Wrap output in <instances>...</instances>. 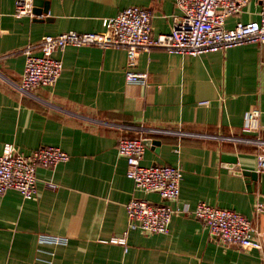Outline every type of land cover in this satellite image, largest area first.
Masks as SVG:
<instances>
[{"label":"crops","instance_id":"crops-1","mask_svg":"<svg viewBox=\"0 0 264 264\" xmlns=\"http://www.w3.org/2000/svg\"><path fill=\"white\" fill-rule=\"evenodd\" d=\"M46 16L17 17L15 0H0V152L56 146L70 158L38 168L37 194L0 195V264H264V45L248 43L200 56L161 47L142 51L130 66L122 48L66 47L53 87L18 89L25 66L20 51L45 35L101 31L102 22L129 6L152 12V34H169L177 0H39ZM45 9H47L45 11ZM251 0L238 20H257ZM128 71L148 73V84L128 83ZM209 101L201 105V101ZM259 127L243 130L248 111ZM145 141L142 164L181 168L180 196L168 234L128 229L127 203L156 193L135 189L118 154L121 139ZM243 139H260L249 143ZM200 202L238 211L259 234L261 249L223 246L191 211ZM126 233L127 248L113 243Z\"/></svg>","mask_w":264,"mask_h":264},{"label":"built area","instance_id":"built-area-1","mask_svg":"<svg viewBox=\"0 0 264 264\" xmlns=\"http://www.w3.org/2000/svg\"><path fill=\"white\" fill-rule=\"evenodd\" d=\"M250 1L177 0L180 14L173 19L171 32L158 36L152 34V12L140 6H129L116 16L104 19L101 31L70 30L57 35H45L36 43L15 52L25 56L24 72L18 89L23 94H30L38 87H53L64 66L59 54L69 46L122 48L132 66L140 52L155 47H161L169 53L196 57L248 43L264 45V0H257V20H238L232 28L226 26L227 18L242 14ZM14 14L17 17L46 16L34 12V0H15ZM125 78L128 83L148 84V73L128 71ZM200 104L207 105L209 101H201ZM260 115L258 108L248 111L243 130L251 132L258 129ZM243 140L249 143L263 142L260 139ZM144 153V139H121L118 142V154L126 159V176L133 181L135 189L156 193L160 197L158 203L133 197L126 205L128 229L147 234H168L174 213L189 212L187 208L174 206L180 196L183 172L181 168L168 164L143 165ZM69 158L66 151L56 146H42L27 153L12 143H5L0 152V195L13 189L25 200L33 199L37 194L38 168L52 170ZM258 170L264 172V149L258 155ZM256 210L264 213V203L258 202ZM191 213L204 223L211 237L223 246L247 250L262 248L260 233L238 211L200 202ZM110 241L127 248L126 233Z\"/></svg>","mask_w":264,"mask_h":264},{"label":"water","instance_id":"water-1","mask_svg":"<svg viewBox=\"0 0 264 264\" xmlns=\"http://www.w3.org/2000/svg\"><path fill=\"white\" fill-rule=\"evenodd\" d=\"M41 5V1L39 0H34V10H36L37 7ZM47 9H45L46 11ZM35 12V11H34ZM38 14H40L41 11H36Z\"/></svg>","mask_w":264,"mask_h":264}]
</instances>
